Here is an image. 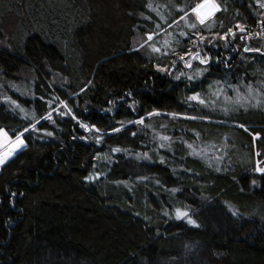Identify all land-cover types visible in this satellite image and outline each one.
I'll return each instance as SVG.
<instances>
[{
    "label": "trees",
    "instance_id": "16d2710c",
    "mask_svg": "<svg viewBox=\"0 0 264 264\" xmlns=\"http://www.w3.org/2000/svg\"><path fill=\"white\" fill-rule=\"evenodd\" d=\"M216 1L201 25L200 0H0V128H29L0 171V264H264V108L189 99L264 84V0Z\"/></svg>",
    "mask_w": 264,
    "mask_h": 264
},
{
    "label": "snow or ice",
    "instance_id": "6c2138e0",
    "mask_svg": "<svg viewBox=\"0 0 264 264\" xmlns=\"http://www.w3.org/2000/svg\"><path fill=\"white\" fill-rule=\"evenodd\" d=\"M148 8L152 9L153 11H155V9L152 8V5L151 3H149L147 5ZM183 11V9H181ZM221 7L220 5L216 2V0H202V2L200 3H197L195 5V7H192L191 8V13L194 14L196 20L198 21L199 24L201 25H204L206 23L207 20H209L210 18L214 17L215 14L219 11H221ZM188 16V12H185L184 16L181 17L182 20L186 19ZM264 23V22H262ZM190 28H196V24L195 23H192V24H189L188 25ZM160 26L157 25V28H159ZM239 31L241 32H244L245 29L242 25H237L236 26ZM228 34H231L233 37L235 36V32L232 31V29H229L228 30V33H225L224 36L221 37V39H226ZM156 35V33H151V34H148L147 36V40L145 41V43H148L149 41H152L154 36ZM180 35L184 36L186 35V33H180ZM259 35V33H258ZM201 40L205 39L204 37H200ZM168 41H164V45L165 47L168 46ZM150 47H152V50L154 52H160L161 49L159 47H156L154 44L152 45H149ZM140 47H144L143 44L140 45ZM249 49H245V51H248ZM255 51H259L258 49H256ZM167 54V53H165ZM188 56H189V61L185 62V67H188V68H191L192 67V64H191V60H199V62L201 64H207L209 63V58L207 57H201L199 55L198 52L196 53H192L191 51H189L188 53ZM180 59L183 61L184 60V57L181 56ZM160 71H166V69H159ZM179 78V77H177ZM191 79V77H190ZM236 92H237V99L235 101V103H238V104H241V101L242 100H246L247 97H244L242 96L240 93H239V89L236 88L234 89ZM225 90L221 89V92H223ZM248 91L249 93L251 94L252 92V88L251 86H248ZM226 99H230L228 97H225ZM57 99H59L57 97ZM190 100H194V101H198L199 103L201 104H204L205 101L203 99H200V94L197 93L191 97H189ZM13 103H15V101H13ZM61 103H64L63 101H61ZM257 103H259V101H257ZM65 107H67V105L65 104L64 105ZM241 106H243L241 104ZM71 110L69 109V112ZM225 111H227V109H225ZM149 115H161V113L159 112H156V113H151ZM173 115V117L176 116L175 113L171 114ZM43 119H48V120H51L52 119V114L49 113L46 117H43ZM191 119H195V117H191ZM37 123H39V121H37ZM136 123H143V118H141V120L139 121H136ZM82 128H84L86 131H92V130H95L96 132H99L100 129L98 128H95V126L93 125L91 128L88 127V125L86 124H81L80 125ZM243 127V126H241ZM31 128L32 129H35L36 128V124H32L31 125ZM29 131V128H25L23 130V132H20L19 134H14L15 135V139L13 140L12 137L9 135V131L4 129V128H0V165H4L12 156H14L19 150H21L23 147L26 146L25 144V141L24 139L22 138L24 133L25 132H28ZM113 131H120V129H113ZM48 135H51V133H48ZM162 139L164 140H168L169 138L168 137H162ZM97 142H99V138L97 139ZM161 147H163V145H161ZM189 147H192L191 145H189ZM113 151H120L119 148L117 149H113ZM194 155H198V153H196L195 151L193 152ZM259 155V154H258ZM255 171L261 175H264V167H261L260 166V162L258 161L257 162V166L255 168ZM95 178H98V177H92V176H89L87 177V179L89 180H93ZM253 184L255 185V181H253ZM175 191V190H174ZM167 215V213H165ZM175 214H176V218L177 219H181V218H185L187 217L188 218V222L190 224H195V221L192 220L190 218V215H189V212L186 211V210H182L180 208H177L175 210ZM235 215V213H233Z\"/></svg>",
    "mask_w": 264,
    "mask_h": 264
},
{
    "label": "rangeland",
    "instance_id": "374dc122",
    "mask_svg": "<svg viewBox=\"0 0 264 264\" xmlns=\"http://www.w3.org/2000/svg\"><path fill=\"white\" fill-rule=\"evenodd\" d=\"M200 2H202V0H200ZM177 6L178 7H176L174 10L184 9V7H182V6H179V5H177ZM184 21H187V20L185 19ZM179 27H180V23L177 24L175 28L178 29ZM166 37L167 36L164 35V37L160 38V39L165 40ZM145 41L146 40L144 39L143 42H145ZM154 41H155V39L153 38L152 41H149L148 43H145V44H147L148 47H150L149 45H152V44L155 45ZM227 41H228L227 38L221 39V37H215V38L210 39V40H207V39L201 40L199 38L195 43V49H193L192 53L198 52L201 57H207V58H209V61H210L213 58L207 53L208 49L206 48V46L218 47L219 46L218 42H220L221 44H226ZM150 48H152V47H150ZM187 61H189V56L184 61V65H185V62H187ZM190 62L192 64V67L186 68V75L188 77L193 78V79H198L201 76H203V74L207 70L206 64H201L199 62V60H191ZM248 86H251V85H247L243 89H239V93L242 96L247 97L246 100L241 101V104L243 106H241V104L235 103V101L237 99V92L236 91H235V93H232L230 95V86H229L228 88L225 87V89H223L225 91L221 92L222 86H220V85H218L217 87H214L215 90H213L212 92L210 91L208 93H203V95H201L200 99H203L205 101V103L204 104L199 103V104H201L203 107H210L211 105L222 106L223 108L227 109V112L230 111V109H233V111H234V110H237L241 107L242 108H248L249 106H256V107L262 106L264 108V84L262 86H259V87L251 86V88H252L251 94L248 91ZM1 90L3 92V95H5V96L9 95V91H7V89L5 87H3V89H1ZM17 91H19V90H17ZM225 97H228L230 99H226ZM257 101H259V103H257ZM12 139L14 140L15 137H12ZM193 150L198 154H207V155L210 154L211 156L217 157V158L222 157V154H223L222 150H220L219 148H216L214 146H210V145L209 146H201V148L194 147ZM259 162H260V166L264 167V164H262L263 162L262 161H259ZM2 166L3 165H0V170H1Z\"/></svg>",
    "mask_w": 264,
    "mask_h": 264
},
{
    "label": "water",
    "instance_id": "95a60500",
    "mask_svg": "<svg viewBox=\"0 0 264 264\" xmlns=\"http://www.w3.org/2000/svg\"><path fill=\"white\" fill-rule=\"evenodd\" d=\"M25 144H26V143H25ZM24 148H25V147H23L21 150H23ZM21 150H19L17 153H19ZM17 153H16V154H17ZM16 154H15V155H16ZM15 155H14V156H15ZM14 156H12V157H14ZM12 157H11V158H12ZM0 171H1V170H0Z\"/></svg>",
    "mask_w": 264,
    "mask_h": 264
}]
</instances>
